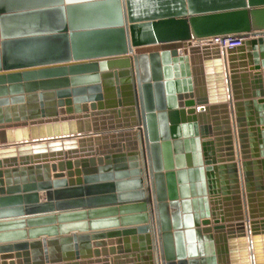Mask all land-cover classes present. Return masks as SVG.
I'll use <instances>...</instances> for the list:
<instances>
[{
    "label": "water",
    "instance_id": "1",
    "mask_svg": "<svg viewBox=\"0 0 264 264\" xmlns=\"http://www.w3.org/2000/svg\"><path fill=\"white\" fill-rule=\"evenodd\" d=\"M263 201L264 0H0V264H264Z\"/></svg>",
    "mask_w": 264,
    "mask_h": 264
},
{
    "label": "crops",
    "instance_id": "2",
    "mask_svg": "<svg viewBox=\"0 0 264 264\" xmlns=\"http://www.w3.org/2000/svg\"><path fill=\"white\" fill-rule=\"evenodd\" d=\"M220 51V49H219ZM218 58V49L212 48L209 52H207V54L202 53L200 56V62L198 63V67L201 69L202 71V78L204 81V88L206 89V91H210L211 88H213V84H210L211 80H215L214 79V75H212L211 73H213V68L216 64V59ZM236 61L234 62L235 65L240 66L241 65V60H240V53L236 54ZM211 74V75H210ZM239 77V91H240V95L241 98L238 100L240 103H242V105L240 106V110H239V116L240 118L243 120V122L245 124L249 123L248 122V110H247V105L245 104L246 102V94H247V88H246V84L245 81L242 78L243 73L239 72L238 74ZM212 76V77H210ZM212 83V82H211ZM213 85V86H212ZM211 118L213 123L214 122H220L222 120L223 117V113L221 111L220 108H215L211 111ZM106 120V119H105ZM89 125L92 126L93 128L94 126V122L93 120H88ZM86 125V124H84ZM244 129H247L246 134H249V126H245ZM249 136H247L246 139H248ZM107 142H111V139H107ZM247 145H250V142H247ZM81 148H78L77 151H80ZM246 150L248 151L247 154L248 155H252V148L250 146H248L246 148ZM81 154V153H78ZM68 171V170H66ZM253 173V169L251 170ZM48 173L49 177L51 178L53 172L49 169L48 172L43 171V173H41L44 177L45 175ZM255 176V174H252V177ZM229 179V178H228ZM227 179V180H228ZM251 182H255V180H252ZM41 195V201L45 200V191H41L40 192ZM223 202L221 204L222 207V212L224 214V216L227 218V216L229 217L230 215L235 216L237 211H238V198L235 195H226V196H222ZM249 199L251 200V209L253 214L255 215H260L263 205H262V201H261V196H259V192L258 191H251L249 194ZM264 203V201H263ZM225 235V239L224 241H222L220 243L221 247L224 249L225 248V252L226 254L222 255L221 257V262L220 264H235V260H234V255H233V250L236 249V247H238L237 245L239 244V236L238 235H233L230 236V234L228 232L224 233Z\"/></svg>",
    "mask_w": 264,
    "mask_h": 264
},
{
    "label": "built area",
    "instance_id": "3",
    "mask_svg": "<svg viewBox=\"0 0 264 264\" xmlns=\"http://www.w3.org/2000/svg\"><path fill=\"white\" fill-rule=\"evenodd\" d=\"M244 41L245 38L240 35L229 34L213 36L210 38L209 43L219 46L221 50H228L242 46Z\"/></svg>",
    "mask_w": 264,
    "mask_h": 264
}]
</instances>
